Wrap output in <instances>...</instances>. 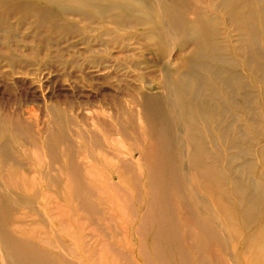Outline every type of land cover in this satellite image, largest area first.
<instances>
[{"label":"rangeland","instance_id":"rangeland-1","mask_svg":"<svg viewBox=\"0 0 264 264\" xmlns=\"http://www.w3.org/2000/svg\"><path fill=\"white\" fill-rule=\"evenodd\" d=\"M244 4L0 0V264H264V43ZM195 104L224 138L189 135Z\"/></svg>","mask_w":264,"mask_h":264},{"label":"bare ground","instance_id":"bare-ground-1","mask_svg":"<svg viewBox=\"0 0 264 264\" xmlns=\"http://www.w3.org/2000/svg\"><path fill=\"white\" fill-rule=\"evenodd\" d=\"M82 1L83 2L84 1L90 2L91 0H82ZM223 1H224V3H227L228 1H241V0H223ZM242 1H244L248 5L250 4V7H249V11L248 12H249V15L251 16V20H253V21L250 20L251 22H248V25L250 26V28L252 29L253 32L259 34V35L256 36L257 39L260 42H263L264 43V37L260 35V32L261 31H260V28L257 27V19H256V18L260 19V21H261V27L264 28V0H242ZM246 4H244V5H246ZM110 5H111L110 6L111 8H115V9H117L119 7H122V4L119 1L112 2V3H110ZM126 5H129V4H126ZM123 6H124V4H123ZM68 7H72V4H71V6H68ZM132 9H134V8H132ZM197 12L198 13L199 12L201 13V10L199 9V10H197ZM258 14H259V16H258ZM170 17H171V15H170ZM254 19H256V20H254ZM204 22L207 23V21H204ZM234 22H235V20H234ZM154 24H155V22H154ZM210 24H211V22H210ZM180 25H181L180 30L182 31L181 33H183L182 36L186 35V39H188L187 38V36H188L192 40H198V42H200L199 39H196V37H195L196 36L195 35V32H197L199 34V37L200 38H201V35H202V34L200 35V28H201V26L199 24H197L199 26L197 30L193 27L192 24L191 25H185V24L182 25L181 22H180ZM203 26H204V23H203ZM238 26H239L238 28H240V25H238ZM165 30L166 31H164V32H167V34L169 35L168 37L170 39L174 38V36H177V34H178L177 31L176 30H173L172 27H168ZM214 33H215V30H214ZM160 40H162L161 37H160ZM170 61L168 62V64H171ZM206 80H207V78H206ZM199 87H201V89H203L204 88V84L202 83L201 86H199ZM201 89L199 91H201ZM187 90H188L187 91V97L191 101H193L194 96H195L194 93L192 92L194 90L193 87H191L189 89V86H188L187 87ZM190 109L192 110V113H191V120L188 123V126H189V135H193L194 138H199V139H202L203 141H204V138H207V137H211V138H213L215 140V138L216 139H218L219 137L224 138L226 136V134H222L221 132H218V131L217 132H214L213 131V128L212 127H215L216 125H218V123H220V121H219L218 116L216 115V113L215 114L214 113L213 114L211 113L210 116L209 115L207 116L206 114H204V109H202L201 106H198L196 104H195V109H194V107H190ZM212 112H214V111L212 110ZM201 144H203V143L201 142ZM261 196H262V193L261 192H260V194H257L255 196L256 197L255 198V201H252L250 203L251 206L247 207L246 209L240 208L241 206L240 205H237L236 206V209L237 210H235V213L234 214H237L238 213L239 216H243L244 218H251V219H253L254 212L258 209L259 204H261L260 203V200L262 199ZM228 217L232 218L233 215L232 214H228ZM251 242L253 243V245L256 243L257 248H259L260 251L262 253H264V225L262 226L260 233L254 239H252ZM258 243H259V245H258ZM26 264H30V261H27Z\"/></svg>","mask_w":264,"mask_h":264}]
</instances>
